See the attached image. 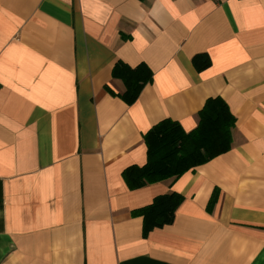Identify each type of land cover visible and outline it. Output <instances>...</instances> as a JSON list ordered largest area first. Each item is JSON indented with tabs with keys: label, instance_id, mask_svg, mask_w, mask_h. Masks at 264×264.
<instances>
[{
	"label": "crops",
	"instance_id": "obj_1",
	"mask_svg": "<svg viewBox=\"0 0 264 264\" xmlns=\"http://www.w3.org/2000/svg\"><path fill=\"white\" fill-rule=\"evenodd\" d=\"M118 62L152 72L130 105ZM214 97L231 149L129 190L147 131ZM172 192L144 235L132 211ZM0 264H264V0H0Z\"/></svg>",
	"mask_w": 264,
	"mask_h": 264
},
{
	"label": "trees",
	"instance_id": "obj_2",
	"mask_svg": "<svg viewBox=\"0 0 264 264\" xmlns=\"http://www.w3.org/2000/svg\"><path fill=\"white\" fill-rule=\"evenodd\" d=\"M198 71L209 67L206 55L193 58ZM112 75L120 79L124 92L120 98L128 105L139 96L143 87L152 79V72L146 65L130 68L118 62ZM110 94L113 93L107 89ZM235 117L228 105L220 97L209 98L198 113V124L190 132H185L180 124L163 119L153 125L144 135L146 162L142 166H130L122 173L129 190H137L165 180H175L212 159L228 152L232 146V130ZM183 197L177 193L157 196L152 203L133 210V217L143 221V234L170 225ZM214 202L210 200V206Z\"/></svg>",
	"mask_w": 264,
	"mask_h": 264
}]
</instances>
